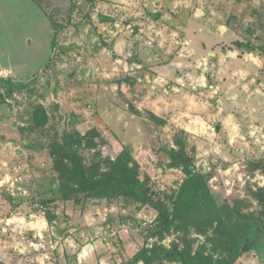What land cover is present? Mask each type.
<instances>
[{"label":"rangeland","instance_id":"rangeland-1","mask_svg":"<svg viewBox=\"0 0 264 264\" xmlns=\"http://www.w3.org/2000/svg\"><path fill=\"white\" fill-rule=\"evenodd\" d=\"M93 129L168 209L184 146L228 224L260 228L235 264H264V0H0V264H148L179 241L150 202L60 190L53 144Z\"/></svg>","mask_w":264,"mask_h":264},{"label":"trees","instance_id":"trees-1","mask_svg":"<svg viewBox=\"0 0 264 264\" xmlns=\"http://www.w3.org/2000/svg\"><path fill=\"white\" fill-rule=\"evenodd\" d=\"M239 45L254 48L244 43ZM99 136L95 129L84 135L74 131L53 144L60 190L66 195L83 193L152 203L159 210L153 234L161 240L168 234H177L179 241L174 242L171 248L155 244L138 253L136 260L142 259L148 264H165V261L175 264H235L242 254L258 251L259 226L228 224L222 208L212 197L206 177L197 169L184 146L172 152L174 164L182 168L186 177L172 196L173 208L168 209L160 199H153V193L140 180L139 165L129 148L123 145L112 158L104 160ZM81 149L94 151L92 165H86ZM101 162L105 164L103 169ZM258 196L264 205V189H260ZM261 220L264 228V207ZM194 233L204 237L196 249L199 239Z\"/></svg>","mask_w":264,"mask_h":264}]
</instances>
